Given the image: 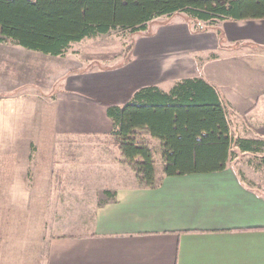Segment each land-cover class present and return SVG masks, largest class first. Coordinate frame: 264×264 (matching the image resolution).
Listing matches in <instances>:
<instances>
[{
  "label": "crops",
  "instance_id": "1",
  "mask_svg": "<svg viewBox=\"0 0 264 264\" xmlns=\"http://www.w3.org/2000/svg\"><path fill=\"white\" fill-rule=\"evenodd\" d=\"M212 26L224 46L242 42L264 47V19L224 20ZM132 63L72 72L66 88L50 96L38 90L37 85L46 81L27 84L37 86L36 92H13L20 87L9 89L14 78L4 75L3 69L0 134L36 139L51 132L70 138L109 137V105H123L144 86L168 91L177 80L202 77L219 90L233 116L247 122L252 132L240 137L264 138V115L256 111L264 98V65L224 51L204 58L195 74L190 70L176 81L166 76L143 84L134 82L145 71H136ZM261 108L264 112V103ZM114 149L116 160L108 164L103 160L108 170L105 197L93 209L89 230L50 237L44 264H264V168L255 170L248 162L242 167L238 160L251 155L238 153L221 171L165 176L150 188L138 184L132 168ZM158 160L155 173L161 178Z\"/></svg>",
  "mask_w": 264,
  "mask_h": 264
},
{
  "label": "rangeland",
  "instance_id": "2",
  "mask_svg": "<svg viewBox=\"0 0 264 264\" xmlns=\"http://www.w3.org/2000/svg\"><path fill=\"white\" fill-rule=\"evenodd\" d=\"M216 30L177 12L153 19L146 30L134 34L116 29L84 38L55 57L4 39L0 42V71L4 69V75L14 78L15 85L9 89L20 87L13 92L27 93L38 86L39 91L50 96L66 88L65 80L72 72L107 70L128 61H133L131 67L136 71H145L134 82L143 84L166 76L176 81L190 70L195 74L193 70L204 58L224 51L264 65L263 46L242 42L224 46ZM44 82L46 85H27ZM94 96L100 97V92ZM261 100L256 111L264 115V98ZM232 116L229 127L233 137L252 132L247 122ZM143 137L157 152L156 161L160 157L158 144L148 135ZM115 147L111 135L70 138L51 132L48 137L36 139L0 134V264H44L50 237L82 235L89 230L93 209L105 197L103 184L108 170L103 160L107 164L116 160ZM249 159L242 156L238 160L244 167ZM158 162L156 168L160 166Z\"/></svg>",
  "mask_w": 264,
  "mask_h": 264
},
{
  "label": "trees",
  "instance_id": "3",
  "mask_svg": "<svg viewBox=\"0 0 264 264\" xmlns=\"http://www.w3.org/2000/svg\"><path fill=\"white\" fill-rule=\"evenodd\" d=\"M177 12L209 25L264 19V0H0V42L61 56L84 38L116 29L134 34ZM106 114L112 140L141 186L156 187L165 176L221 171L238 153L251 155L255 170L264 168V138L233 137V109L202 77L177 80L168 91L141 87L123 105H109ZM143 134L158 143L161 178L157 152Z\"/></svg>",
  "mask_w": 264,
  "mask_h": 264
}]
</instances>
